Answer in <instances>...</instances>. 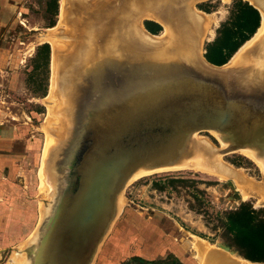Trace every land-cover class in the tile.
Returning a JSON list of instances; mask_svg holds the SVG:
<instances>
[{
  "label": "water",
  "instance_id": "95a60500",
  "mask_svg": "<svg viewBox=\"0 0 264 264\" xmlns=\"http://www.w3.org/2000/svg\"><path fill=\"white\" fill-rule=\"evenodd\" d=\"M80 1L68 0V29L56 34L65 45L54 57L60 123L50 131L47 198L20 264H94L136 177L225 174L223 158L241 152L264 167V34L224 69L200 52L195 8L209 0ZM146 21L166 36L152 38Z\"/></svg>",
  "mask_w": 264,
  "mask_h": 264
},
{
  "label": "rangeland",
  "instance_id": "374dc122",
  "mask_svg": "<svg viewBox=\"0 0 264 264\" xmlns=\"http://www.w3.org/2000/svg\"><path fill=\"white\" fill-rule=\"evenodd\" d=\"M50 1L0 0V101L8 96L4 107L9 108L2 110L0 105V110L8 114L0 118V129L12 130L2 137L6 140L0 141V264H17V255H21L23 244L38 225L40 207L47 198L48 188L42 185L41 178L42 162L47 135L51 136L50 131L58 124V119L53 115L51 120L49 114V107L54 105L50 97L51 57L44 96L43 88L33 91L28 78L35 48L43 43V35L60 26L62 0H57L56 15L47 11ZM232 2L200 3L214 16L203 50L228 18ZM52 21L54 26L50 27ZM63 27L62 24L59 28ZM10 54L13 61L7 60ZM201 135L217 146L212 135ZM223 160L239 168V173L253 184L264 187V173L246 155L229 154ZM229 181L232 182L223 176L194 170L161 172L132 180L124 191L121 214L104 246L112 245L108 240L115 236V245L128 247L134 255L122 264H140L142 259L151 264H207L200 252L195 253L194 243L225 245L221 238L223 229L220 226L215 229L225 212H235L241 205L255 210L264 208L257 193L247 192L245 200L237 199L235 194L246 189L237 186L232 189Z\"/></svg>",
  "mask_w": 264,
  "mask_h": 264
},
{
  "label": "trees",
  "instance_id": "16d2710c",
  "mask_svg": "<svg viewBox=\"0 0 264 264\" xmlns=\"http://www.w3.org/2000/svg\"><path fill=\"white\" fill-rule=\"evenodd\" d=\"M198 9L210 13L208 7L198 5ZM48 13L56 15L57 0H51ZM52 21L50 27H53ZM260 15L258 11L242 0H233L228 18L219 25L215 38L204 47V58L215 66L226 64L241 46L246 43L259 29ZM146 30L158 35L162 28L150 21L144 23ZM50 47L47 43L37 46L35 56L31 60L32 71L28 82L33 91L46 92ZM178 183V182H177ZM186 184L187 182L181 181ZM223 229L221 238L225 245L234 249L238 256L252 263H264V208L255 210L250 206H240L235 212H225L224 219L218 225Z\"/></svg>",
  "mask_w": 264,
  "mask_h": 264
},
{
  "label": "bare ground",
  "instance_id": "6f19581e",
  "mask_svg": "<svg viewBox=\"0 0 264 264\" xmlns=\"http://www.w3.org/2000/svg\"><path fill=\"white\" fill-rule=\"evenodd\" d=\"M84 1V0H83ZM227 1V0H226ZM245 2H249L252 6H254L255 8H257L260 12L261 15V24L259 29L257 30V32L253 35V37L251 38L250 41H247L246 43H244L241 48L237 51L238 53H236L235 57L232 60H229L226 64H224V66L222 68L227 69V68H232L234 66H236L237 64H239L244 56L246 55V53L249 51V49L255 44V42L257 40H259V38L261 36H263L264 34V0H244ZM68 0H62L61 2V15H60V26L63 24L64 27L63 28H59L60 26L54 28V29H50L49 34H45L42 37L43 43L47 42L52 50V54H51V61H52V67H53V77H52V86H51V90H50V97L51 100L54 102L52 105L53 107H49V114H50V119L53 117L51 116H55L58 120V123H60L59 118L56 116L57 115V110L59 107V100L58 98H56V94H55V52H57L58 50H62L64 49L65 45L62 44V42H60L57 39V31L58 30H67V23L70 20V14L67 12V4ZM82 2V0L80 1ZM196 13L200 16V19H198V23L200 24V26L203 29V34H202V39L201 42L205 41L206 36L208 35V30H210L211 28V23L213 22V18L214 16L212 14H208L200 9L195 8ZM167 34V30L166 28H164L163 32L158 35V37H152L155 40L157 39H162L166 36ZM201 56L203 54V49H201ZM51 119V120H52ZM50 120V121H51ZM55 122V121H54ZM55 124V123H54ZM49 135V134H48ZM47 135V146H46V151H45V155L43 158V162H42V169H41V174H42V185L45 187L46 182H45V175H44V167H45V161L47 159V156L49 154L50 149L52 148V146L55 144V139L54 137L51 135L48 136ZM198 140H202V141H208L207 138H205V136L203 135H198L197 136ZM209 142V141H208ZM240 154L242 155H246L248 159H250L252 162H254L262 171V173H264V167L262 166V164H260L259 162H256L252 155L249 152H241ZM220 161H222L220 159ZM224 164V166H226V170L227 173L225 174H220L214 171H210V170H206L204 168H194V169H188V170H194V171H199V172H204L207 174H214L217 176H223L225 178H228L229 180H232V183L234 184V188L237 187H245V190L240 191L239 195L241 197L242 200H245L247 198L248 193L250 192L252 194L257 193L256 195H258V199H261L263 205H264V187L258 184H253L252 181H250L249 179L243 177L239 172L240 169L239 168H235L234 166H232L231 164L225 162L223 160L222 162ZM187 170V169H186ZM137 178V177H136ZM44 192V191H43ZM47 192V191H46ZM247 195H246V194ZM255 195V196H256ZM124 203V201L122 200V204ZM42 205V204H41ZM41 208V207H40ZM194 249H195V253L198 254H202V256L204 258H206L208 260L207 264H227V263H233V264H264V263H252L249 262L248 260H244L243 258L239 257L237 254H232L230 252H226L223 249L218 248L217 246H213L210 245L206 242L203 243H194ZM206 260V261H207ZM20 256L17 258V264H20Z\"/></svg>",
  "mask_w": 264,
  "mask_h": 264
},
{
  "label": "crops",
  "instance_id": "0c3cea01",
  "mask_svg": "<svg viewBox=\"0 0 264 264\" xmlns=\"http://www.w3.org/2000/svg\"><path fill=\"white\" fill-rule=\"evenodd\" d=\"M3 49V48H2ZM1 48H0V56H1ZM12 56H10L9 58H7V60L13 61L12 60ZM11 63L7 62V65H10ZM12 131L10 128H7L4 130V128L0 129V141L6 140L7 138H2L3 136H7V134L9 135L10 132ZM14 142V139H12V143ZM14 145V144H13ZM13 145L11 147H13ZM1 157V155H0ZM115 236L112 237L109 241H112V245H103V248L100 250L96 261L94 264H122L124 263L125 259H127L128 256L130 255H134L132 253V251H130L129 249H127L128 247L124 246V245H115ZM126 262V261H125ZM151 264L152 262L147 260V259H142L140 264Z\"/></svg>",
  "mask_w": 264,
  "mask_h": 264
},
{
  "label": "flooded vegetation",
  "instance_id": "af4514ba",
  "mask_svg": "<svg viewBox=\"0 0 264 264\" xmlns=\"http://www.w3.org/2000/svg\"><path fill=\"white\" fill-rule=\"evenodd\" d=\"M48 45H49V44H48ZM36 48H37V47H36ZM36 48H35V50H34L35 52H36ZM35 52H34V56H35ZM18 53H19V52H18ZM12 55H13V54H10V56H12ZM17 57H18V55H17ZM31 67H32V66H31ZM31 71H32V68H31ZM29 74H30V73H29ZM7 98H8V96H3V97H2V100H3V101H0V105H1V106L3 105L2 107L0 106V107L2 108V110H3V109L9 110L8 107H6V108L4 107V105L6 104V103H5V99H7ZM2 110H0V118H2V115H4V114H5V117L8 116V114L6 113V111H2ZM11 120H15V118L12 117ZM0 125H1V124H0ZM139 262H141V260H139ZM143 264H144V263H143Z\"/></svg>",
  "mask_w": 264,
  "mask_h": 264
}]
</instances>
